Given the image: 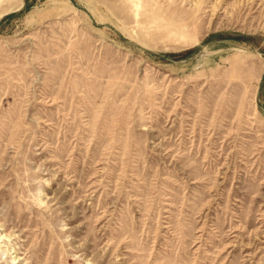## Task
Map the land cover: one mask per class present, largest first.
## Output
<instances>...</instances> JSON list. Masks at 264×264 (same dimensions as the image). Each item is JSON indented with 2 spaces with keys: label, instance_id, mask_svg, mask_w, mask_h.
Masks as SVG:
<instances>
[{
  "label": "rangeland",
  "instance_id": "1",
  "mask_svg": "<svg viewBox=\"0 0 264 264\" xmlns=\"http://www.w3.org/2000/svg\"><path fill=\"white\" fill-rule=\"evenodd\" d=\"M0 264H264V0H0Z\"/></svg>",
  "mask_w": 264,
  "mask_h": 264
}]
</instances>
